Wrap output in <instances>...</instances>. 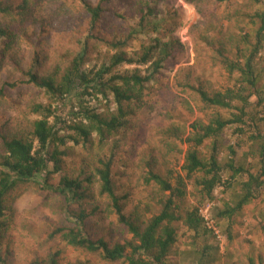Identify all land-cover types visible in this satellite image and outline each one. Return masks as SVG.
<instances>
[{
	"label": "trees",
	"instance_id": "16d2710c",
	"mask_svg": "<svg viewBox=\"0 0 264 264\" xmlns=\"http://www.w3.org/2000/svg\"><path fill=\"white\" fill-rule=\"evenodd\" d=\"M111 1L99 0L95 5L79 1L89 16V28L87 34L76 39L78 49L75 52L61 50L59 55L44 60L45 63L33 58L25 71L26 80L23 81L43 89L48 103H27L21 106L22 120L11 118L0 124V245L13 223V192L20 186L30 185L40 192H55L63 198L65 223L54 227L49 238L58 237L65 245L98 253L109 264H167L169 253L177 242L176 223L196 236L199 232H208L200 207H187L182 203L189 183L201 200H212L217 186L225 183V187H232L230 179L240 172L245 174L246 180L236 189L238 200L220 211L219 216H231L242 205L264 195V133L249 136L251 141L260 139L261 166L255 172L235 165L234 147L238 145L228 147L229 160L224 165L218 162L214 146L229 125H236L234 132L239 135L245 127H256L247 108L252 104L253 95L257 96L258 103L262 101L263 88L258 83L255 65L264 43V0H248L249 6L245 8H235L236 0H213L224 5L222 11L210 10L202 20L203 30L193 26L194 36L208 49L209 61L234 81L231 87L211 93L200 83L186 84V87L204 106L235 112L229 118L215 115L207 123L195 120L189 127L175 123L164 130L157 127L166 140L160 142L157 154L151 149L132 160L134 180L147 188L145 201L140 198L137 203L129 202L132 188L119 192L113 181L116 158L122 157L123 130L129 127L132 116L142 109L148 83L160 72L172 49L179 48L180 44L173 39L161 42L155 38L139 51L122 50L125 38H108L98 30L104 5ZM31 4L30 0H24L12 7L0 0L1 58L20 61L13 47L21 30L11 32L1 21L14 9L19 11L21 23L32 18ZM253 6L257 8L252 9ZM137 11L140 29L149 26L151 10L139 5ZM153 22L155 25L157 21ZM22 31L26 36V29ZM92 39L113 51L98 68L96 65L85 67ZM147 63L149 66L144 74L137 69L117 68L120 64ZM19 82L0 84V104L10 103L6 87L14 88ZM93 94L105 100L111 96L114 108L109 116L86 105L84 98ZM32 115L36 118L31 119ZM206 140H212V145L203 152L200 147ZM177 141L187 143L181 171L174 172L171 168L161 171L158 162L169 163L170 156L179 151ZM69 143L82 149L83 156L76 167L66 170L63 168L65 157L78 154L74 150L69 153ZM223 167L231 171L230 179L222 178ZM102 214L114 216L116 223L124 226L131 237L123 242H110L104 237L91 236L87 222ZM60 253V249H55L47 264H58ZM0 264H6L1 251Z\"/></svg>",
	"mask_w": 264,
	"mask_h": 264
},
{
	"label": "rangeland",
	"instance_id": "374dc122",
	"mask_svg": "<svg viewBox=\"0 0 264 264\" xmlns=\"http://www.w3.org/2000/svg\"><path fill=\"white\" fill-rule=\"evenodd\" d=\"M5 1L15 7L24 0ZM79 1L30 0L32 18L30 16L21 23L19 11L14 9L13 13L2 19V26L14 33L20 30L21 32L13 47L20 61L14 62L8 57H0V84L20 81L14 88L6 87L10 103L0 104V124L11 118L22 120L21 106L27 103H48V96L43 89L23 81L26 80L25 71L30 67L33 58L45 63L44 60L47 61L53 55H59L61 50L70 49L75 52L78 49L76 39L87 34L89 28V16L82 9ZM84 1L95 5L99 0ZM139 5L151 10V22L149 26L142 29L138 26L140 22L137 11ZM136 6H138L137 9ZM233 6L245 8L249 6L248 0H236ZM214 8L220 12L224 5H218L213 0H193V2L189 0H112L104 5L103 15L97 24L98 30L102 36L108 38H125L126 44L122 50L139 51L141 46L152 42L155 38L161 42L173 39L180 44L179 48L172 49V54L160 72L156 74L153 81L148 83L142 109L137 115L132 116L129 127L123 130L122 157L116 158L113 167V181L119 192L132 188L129 191L131 196L129 202L133 200L137 203L140 198L145 201L147 193V188L134 180L132 176V171L135 169L132 160L139 153L151 149L157 154L160 142L166 141L162 132L164 128L172 123L189 127L195 120L207 123L215 115L229 118L231 113L235 112L233 109L204 106L196 98L197 95L186 87V84L198 85L200 83L211 93L233 85L232 77L228 76L219 66L212 65L208 59V49L194 36L193 26L197 25L200 30H203L202 20ZM256 8L257 6L252 7V9ZM153 21H157L155 25ZM24 29L27 32L26 36L22 34ZM244 30L247 31V28ZM2 46L0 38V47ZM89 47L85 67L96 65L98 68L113 53L98 40L92 39ZM261 52L262 55H259L255 70L258 83L263 88L260 94L262 101L258 103L257 96L253 95L252 104L247 108L248 115L253 118L256 127H245L244 132L239 135L234 132L236 125H229L214 144L216 145V158L222 165L229 160L228 147L238 145L234 147V161L246 163L244 166L251 172H255V166L259 165L260 139L251 141L249 136L264 133V55L263 50ZM155 56L156 54L153 57ZM148 66L149 63L147 65L120 64L117 68L119 70L137 69L138 73L144 74ZM111 100V96L105 100L99 94L84 98L87 106L94 107L96 112L104 116H109L114 108ZM30 118L33 119L36 116L32 115ZM157 127L162 130H157ZM120 136L121 134L117 135L118 138ZM69 145L71 146L69 153L74 150L78 154L65 157L63 168L66 170L76 167L83 156L82 149L73 146L72 143ZM211 145L212 140H206L200 150L208 151ZM177 146L179 151L170 156L169 163L161 160L158 162L161 171L167 168H171L174 172L181 171L187 143L177 141ZM93 150L95 147L92 148ZM87 151L89 152V148ZM230 177L231 171L223 167L222 178L225 180ZM241 178H246L245 174ZM237 180L239 178L236 176L230 179V182L234 184L233 189L225 187V183L223 186H217L214 189L212 200H201L202 198L193 192L189 183L187 195L182 203L187 207H200L199 212L208 232H199L196 236L193 231H187L181 224L176 223L177 242L169 253L172 264H178L176 257L171 254L173 250H181L180 248H185L188 244L201 247L204 244L207 245L208 242H213L218 253L225 255L233 247V234L238 235L237 242L241 249L246 248L247 245L251 249L263 244L264 219L259 221L251 217L257 208L264 210L263 193L246 204L245 210L240 213L242 216H239V211L231 216H219V212L227 205L230 207L233 205L231 200L233 196L230 194L236 193ZM13 194L15 196L13 223L10 224L0 245V251L4 254L6 264H32L33 262L47 264L49 256L57 248L61 252L58 256V264H109L104 262L98 253L65 245L58 237L49 238L54 227L65 223L63 219L64 202L61 195L55 192H40L30 185L18 187ZM87 227L94 238L104 237L110 242H123L131 237L124 226L116 223L114 216L104 214L93 216L88 220ZM245 227L252 231L246 236H244ZM189 256L191 255L182 256L183 261L190 260Z\"/></svg>",
	"mask_w": 264,
	"mask_h": 264
},
{
	"label": "crops",
	"instance_id": "0c3cea01",
	"mask_svg": "<svg viewBox=\"0 0 264 264\" xmlns=\"http://www.w3.org/2000/svg\"><path fill=\"white\" fill-rule=\"evenodd\" d=\"M263 39H264V33H263ZM261 53L260 55H262ZM263 55H264V43H263ZM245 164L246 163L244 162H241V163L235 162L236 166H242L243 169H247L244 166ZM260 166H261V163L259 162V165H256L254 169L257 171L258 169H260ZM242 176H244L243 172H240L236 175V177L239 178L236 184L237 187L240 186V183L242 181L246 180V178H241ZM230 188L232 189L234 188L233 183H232V187ZM230 195L233 196L231 200L234 205V203L238 200L237 199L238 195L235 192H232ZM255 199L256 198H253L248 203H250L251 201ZM246 204L242 205L238 210H236V212L238 213L239 211V214L243 212L245 210ZM227 206L221 211H224L227 208ZM236 212H234V214ZM254 213L255 214H252L251 216L252 218H256L259 221L264 219L263 208L260 210L259 208H257V211ZM239 216H242V215L240 214ZM250 231H251L250 228L245 227L244 236L249 235ZM238 238L239 237L237 234H233L232 236L233 247H231L230 252L226 253L225 255H221L218 253V250L214 246L215 244L213 242H208L207 246L211 249L205 248V244L202 245L201 247H198L199 245L196 246L195 244H188L187 247L180 248L181 250L175 249L174 252H172L173 254L172 256L176 257V261L178 264H264V257H263L264 256V239L262 240L263 244L261 246L256 245L250 249L248 248L249 246L247 245L246 248L241 249L238 246V242H237ZM187 254L191 255L189 256L191 257V259L183 261L182 256H188ZM168 257L170 258L167 261L168 264H172L171 256H168Z\"/></svg>",
	"mask_w": 264,
	"mask_h": 264
},
{
	"label": "built area",
	"instance_id": "2783aa9c",
	"mask_svg": "<svg viewBox=\"0 0 264 264\" xmlns=\"http://www.w3.org/2000/svg\"><path fill=\"white\" fill-rule=\"evenodd\" d=\"M217 237H219V236L217 235Z\"/></svg>",
	"mask_w": 264,
	"mask_h": 264
}]
</instances>
